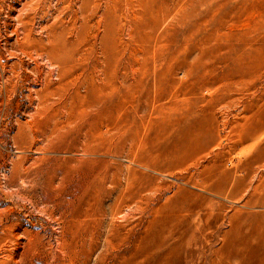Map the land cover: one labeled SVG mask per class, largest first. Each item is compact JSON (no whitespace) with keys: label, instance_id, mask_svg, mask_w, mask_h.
I'll use <instances>...</instances> for the list:
<instances>
[{"label":"rangeland","instance_id":"rangeland-1","mask_svg":"<svg viewBox=\"0 0 264 264\" xmlns=\"http://www.w3.org/2000/svg\"><path fill=\"white\" fill-rule=\"evenodd\" d=\"M0 264H264V0H0Z\"/></svg>","mask_w":264,"mask_h":264}]
</instances>
